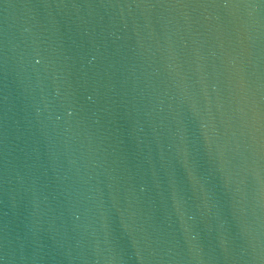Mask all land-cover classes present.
<instances>
[{
  "label": "water",
  "instance_id": "95a60500",
  "mask_svg": "<svg viewBox=\"0 0 264 264\" xmlns=\"http://www.w3.org/2000/svg\"><path fill=\"white\" fill-rule=\"evenodd\" d=\"M0 264H264V0H0Z\"/></svg>",
  "mask_w": 264,
  "mask_h": 264
}]
</instances>
